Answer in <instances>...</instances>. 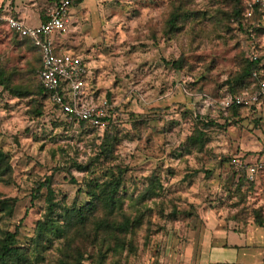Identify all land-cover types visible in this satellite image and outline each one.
Returning <instances> with one entry per match:
<instances>
[{
	"label": "rangeland",
	"instance_id": "rangeland-1",
	"mask_svg": "<svg viewBox=\"0 0 264 264\" xmlns=\"http://www.w3.org/2000/svg\"><path fill=\"white\" fill-rule=\"evenodd\" d=\"M232 9L233 0H89V55L110 104L104 130L56 115L35 93L38 52L0 24V66L10 86L30 92L15 96L0 86V149L10 165L0 200L14 199L11 211H0V242L16 231L14 246L30 264H196L206 214L264 220L263 169L246 182L235 167L264 159V107L233 115L220 103L233 94L227 83L242 53L263 56L264 32L252 37L257 22L238 24ZM171 12L181 14L176 30L167 25ZM260 20L264 28V13ZM178 59L180 69L172 65ZM107 129L111 149L103 148ZM196 129L202 140L188 142ZM117 168L123 182L111 210L98 202L84 233L75 224L65 236L36 240L47 207L46 188L30 201L37 181L49 178L56 213L48 216L61 225L70 208L98 200Z\"/></svg>",
	"mask_w": 264,
	"mask_h": 264
},
{
	"label": "built area",
	"instance_id": "built-area-1",
	"mask_svg": "<svg viewBox=\"0 0 264 264\" xmlns=\"http://www.w3.org/2000/svg\"><path fill=\"white\" fill-rule=\"evenodd\" d=\"M8 3L0 7V24L15 32L20 38L31 40L39 49L41 65L37 71L41 86L46 92L47 101L56 109V115L69 122L86 121L90 126L104 130L110 110V104L104 94L87 93L86 78L88 66L82 56L72 52L58 54L55 51L51 35L62 32L68 21L70 0H60L57 5L47 9V19L37 26L25 25L22 20L9 13ZM264 13V0H252L243 13L244 19L251 18L254 10ZM262 22V20H260ZM260 21L249 29L253 37L254 28L262 27ZM264 38V37H263ZM250 60L260 59L259 65L264 66V54L258 56L253 51L246 54ZM257 78L249 88L238 94H227L221 100V106H255L264 107V69L254 71ZM237 170H243L248 181H255L264 163L235 162Z\"/></svg>",
	"mask_w": 264,
	"mask_h": 264
},
{
	"label": "crops",
	"instance_id": "crops-1",
	"mask_svg": "<svg viewBox=\"0 0 264 264\" xmlns=\"http://www.w3.org/2000/svg\"><path fill=\"white\" fill-rule=\"evenodd\" d=\"M59 1L10 0L9 13L25 25L37 26L47 19L46 8L54 7ZM8 2L0 0V7ZM51 38L58 54L72 52L82 56L86 62L88 75L85 91L90 95L105 94L97 86L99 68L89 55V0H70L67 24L62 32L52 34ZM23 40L31 42L27 38ZM256 161L264 163L262 158ZM263 172L264 169L261 174ZM260 177L258 175L255 181ZM203 221L199 231L196 264H264V220L261 225L255 222L242 224L206 214ZM191 250L192 245L189 244L187 252Z\"/></svg>",
	"mask_w": 264,
	"mask_h": 264
},
{
	"label": "trees",
	"instance_id": "trees-1",
	"mask_svg": "<svg viewBox=\"0 0 264 264\" xmlns=\"http://www.w3.org/2000/svg\"><path fill=\"white\" fill-rule=\"evenodd\" d=\"M246 9V5L241 0H233V13L235 15L236 20L238 21V24H241V20L244 18L243 13ZM263 13L258 12L256 9L254 10V15L250 18L251 20H255L256 22L260 21V18L262 17ZM181 17L180 13L171 12L170 17L167 21V25L169 28H172L174 30L177 29V21ZM250 21V20H249ZM254 32L257 35H260L264 32V29L262 27L254 28ZM17 35V34H16ZM18 36V35H17ZM23 40V38H22ZM30 45L38 52L39 56V65L38 69L41 65V56L39 49L34 46L32 42H30ZM242 62H241V70L240 72L234 77L233 80L229 81L228 85V92L233 94H238L242 92L243 90L249 88L253 83L256 82L257 78L253 76L254 71H260L261 69H264V66L259 65L260 59L258 60H250L249 58L244 56V53H242ZM172 65L176 69H180L182 66V60L178 59L176 61L172 62ZM38 76V74H37ZM236 85L239 86L238 90H236ZM0 86L5 87L7 90H9L13 95L15 96H27L30 92L21 89L19 87H12L10 86L9 80L7 78L6 72L4 68L0 66ZM37 95H39L43 100L47 101V95L43 87L41 86L40 79L38 77V84L36 87ZM247 106V105H240V106H231L229 108L222 107L223 111H231L233 115L237 114V110L239 107ZM249 108H252L253 111L256 108L255 106H248ZM54 111L56 113L57 107H54ZM34 114L39 116L42 114L40 110V106H38L37 109L34 110ZM104 120H111L109 113L108 116L104 118ZM76 124H79L81 126H90L86 121H75ZM110 122H108L109 125ZM110 126V125H109ZM108 126V127H109ZM210 126L209 124H204L205 128H208ZM95 128V127H92ZM204 135V132H202L199 129H196L193 134L187 137L188 142H200L202 140V137ZM112 136L109 133L108 129L105 131V136L103 138V148L109 147V149L112 148ZM8 154L5 153L2 149H0V177H3L4 175H7L8 172H10V165H9V159ZM112 170V169H111ZM123 169L117 168L115 171L112 170L111 176L109 180L104 182L102 184V187L99 189V195L96 196L98 200H92L88 201L84 205L80 207H72L64 213L63 216L66 217L68 214V218L62 219L63 222L61 225L56 224L55 219L53 216L55 212V206L56 204L53 203V191L50 188V180L49 178H45L43 181H37L35 183V186L32 188V194L30 201H34V199H37L40 196V191L43 188L47 189V207H46V213H45V219L39 220L36 225V234L35 238L36 240H45L47 239V233H52L53 235H67V231L69 227L71 228L75 224L79 225L78 231L84 233V229L86 224L88 223L89 216L95 211L96 206L99 203H102L105 205V207L109 208L110 210L113 208V206L116 204V195L118 193V189L121 186L123 179ZM238 177L239 179H244L246 182H253L248 181L245 173L243 170L238 171ZM95 195V193H92ZM14 203V199L11 200H0V205H2V208H0V211H4V208H6L8 211H11L12 206ZM100 222H106L105 218H101ZM256 224L261 225L262 224V218L257 217L254 221ZM117 229H121L123 231L127 230V225L124 223H118L116 225ZM74 236V235H72ZM16 231L15 232H7L6 236L3 238V240L0 242V264H30L29 256L26 254V252L21 249L18 246H14L16 243ZM69 241V240H68ZM79 250V249H78ZM80 251V250H79ZM78 251L79 258L81 259V253ZM80 260L76 258L75 262L69 263L67 260L61 261V264H80Z\"/></svg>",
	"mask_w": 264,
	"mask_h": 264
}]
</instances>
